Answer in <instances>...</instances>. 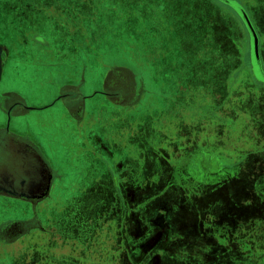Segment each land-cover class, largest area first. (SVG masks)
<instances>
[{"label":"rangeland","instance_id":"1","mask_svg":"<svg viewBox=\"0 0 264 264\" xmlns=\"http://www.w3.org/2000/svg\"><path fill=\"white\" fill-rule=\"evenodd\" d=\"M5 1L0 0V4ZM7 1L21 3V0ZM117 1L120 2L118 8L108 5ZM125 1L48 2L52 8L59 2L64 8L67 6L68 13L78 14L74 25H80L71 31H5L11 26L0 25V43L14 45L16 41L17 45L18 41L29 38L47 44L40 58H31V48L25 57L19 51L11 53L0 81V95L17 93L30 128L53 132L57 122L65 119L62 103L85 104L86 97L103 87L105 96L97 95L87 103L103 110L101 115L105 114L110 126V141L103 138L108 131L99 129L96 123L95 128L89 130V136L93 138V146L112 165L115 183L123 187L116 194L121 200L126 198L127 212H143L147 225L175 236L167 240L154 237L141 241L139 246L134 224L127 223L128 232L123 238L114 222L113 209L109 212L108 208L101 209L99 214L104 219L100 222L106 225H101L99 230L105 231H100L91 250L93 254L90 252L94 264H121L122 246L128 253L126 263H134L139 259L135 251L141 254L162 243V246L168 243L175 246L170 249L175 259L182 249L188 255L189 264H199L194 255L207 261V257L198 256L205 247L204 252L211 248L212 253L218 254L230 246V239L219 237H229L232 229L213 218L212 207L228 208L230 201H238V205L246 209L251 206V197L246 193L251 196L264 192V87L251 79L248 70L250 55L256 63L259 59L254 48L255 31L259 26L264 32V0L257 1L256 9L249 16L254 24L249 21L242 0H216L221 8L241 14L250 34V42L245 38L242 43L243 67L231 78L233 89H227L226 79L220 78L224 83L221 82L219 94L217 85L209 87L213 79L219 77H215L213 66L217 55H222L215 49L213 30L216 26L208 17L213 12L219 15L217 10L202 7L201 0H132L130 7H126L128 2ZM106 13L114 16L108 17ZM6 18L11 20V17ZM227 24L222 16L218 23L222 37L217 36V40H221L223 54H233L227 37L231 24ZM104 35L106 42H102ZM58 41L60 45L55 43ZM74 43L83 46L73 47ZM258 54L261 55L259 44ZM257 65L262 77L259 79L264 82L262 68ZM110 70H127L133 80L111 76L105 88V77ZM49 105L52 106L47 107ZM182 121L188 122L189 128ZM117 122L121 125L118 130ZM182 134L188 136L185 143L159 147L162 148L159 151L155 143H142L139 158L131 157L129 145L133 141L153 135L154 139L159 136L165 142V137L176 135L181 142ZM118 140L126 142L127 152L116 150ZM72 160L56 156L53 161L55 168L64 174L67 186L76 178L68 175ZM133 165L141 171L136 186L142 188L139 196L134 192L137 189L129 184L130 177L118 175ZM93 167L101 170L95 162ZM237 191L245 196L236 200ZM48 212L59 216L55 208ZM28 217L31 218V213L21 207L3 209L0 205V221ZM231 220L233 226L240 221L236 216ZM180 230L184 232V240Z\"/></svg>","mask_w":264,"mask_h":264},{"label":"crops","instance_id":"2","mask_svg":"<svg viewBox=\"0 0 264 264\" xmlns=\"http://www.w3.org/2000/svg\"><path fill=\"white\" fill-rule=\"evenodd\" d=\"M131 1L132 0H126L124 2H128L126 7L132 6ZM201 1H203L202 7L210 6L212 9H215L219 12V15H215L214 12V14H208V17L210 20H212L214 26H216V28L213 30L214 45L216 47L215 49H217V51L219 50V52L222 54L221 57L217 55V62L213 66L214 75L215 77L219 75L217 79H226L225 81L227 89H233L230 87L231 78L234 72L240 67H243L244 64V59L242 57V49L244 45L242 43L246 36L244 37L240 34H244L246 31L245 29L243 30L241 23L236 17L237 14L231 11V9L221 8L216 0ZM257 1L259 0H242L244 9L247 11L249 16L253 14L252 10L256 9L258 4ZM261 1L262 0H260V2ZM199 4L200 2L197 3V5ZM108 5H111V8H118L116 6H119L120 2H108ZM105 15L108 17L114 16L112 13H106ZM77 16L78 14L75 11L70 12L68 15H62L61 13L58 14V12L55 11H44V13L38 12L35 15L33 13H27L24 17L16 21V29L15 27H7L4 30L17 32H21L18 30H28L40 33L43 31H71L80 25L78 24L75 26L73 23L74 20H77ZM222 16L228 21L227 25L231 24L227 32V37L230 40L229 48L233 54H223V45L221 40H217V36L219 39L222 37L219 30L221 25L218 26V23H221ZM2 19L4 20V18ZM253 22L254 21H252V23ZM105 23L106 22L103 21V24ZM7 24L9 23L5 19L4 24L2 23L1 25ZM121 25L122 23L119 22L120 28H122ZM8 26L13 25L9 24ZM1 29L2 28H0V30ZM103 30H108V28ZM256 31L261 53H264V32L261 31L259 26L257 27ZM106 41L108 40H105L104 35L102 42ZM55 43L60 45V42ZM11 45L10 43H0V47L2 48L0 55V81L2 80L6 62L10 58L12 52L19 51L24 53L21 56L25 57L30 54L29 48H31V58L35 59L40 58L42 49L47 46L45 42H40L39 40H32L29 38L25 40L23 39L20 42L18 41L17 45L15 41L12 47ZM66 46L67 45H62V47ZM224 59L226 60L223 61ZM261 64L263 65L262 74L264 75V58L263 61L261 58ZM246 68L247 67H245V70H247ZM111 76H116L118 79L124 78L130 82L133 80V77L127 70H118L116 72H114V70H110L105 77V88L106 80ZM250 77L251 79H254L251 71ZM259 77L262 78L260 72ZM217 79H213L209 87H214L217 85L218 90L216 92L219 94L222 90L221 85L223 84L221 82L223 81H221V79L216 81ZM205 81L206 80L204 79L203 84L206 83ZM103 91L104 88L102 87L100 90L96 91L94 95L86 97V103L81 105L82 110H79L80 107H75L69 110V108L65 107V102L62 103V113L65 114V119H60V121L57 122L58 124L54 127L53 132H40V127H38V130L36 131L30 128L27 117L24 116L25 114L23 113L24 104L21 102V100H18V98L21 97L17 93L7 92L0 95V176H3L5 183H7L5 185L4 183H0V205L1 208L3 207V209L18 206L24 209L26 212L31 213V218H29V216L25 220L14 221L7 218L0 221V264H94L92 259L93 253L91 250H87L86 245L79 244L78 232H74L70 228L71 232L64 234L62 231L58 230V225H61L58 223H61L60 219L62 215L59 214V216H54L50 214V212H46V208L49 210H51L52 207L56 208L55 197L57 192L69 193L64 208L69 209L70 225L72 223L71 220L78 224L74 215L78 209L87 208V204L89 203L90 199H92V196H88L89 193L94 191L108 192L112 190V165H108L105 162V158L100 154V152H98L95 146H93V138L89 136V130L95 128L96 124H98V128L103 129V131H109L110 129L109 123H107L104 118L105 114L102 115V118L99 117L101 114L99 112L98 106H88L87 103L88 99L90 100L97 95L105 96ZM106 96L108 97L109 95ZM63 97H60V99ZM263 105L262 108H264ZM51 106L52 105H49L47 107ZM25 109L28 110L30 108L26 107ZM32 110H36V108H32ZM76 112L77 115H73ZM25 122H27L26 125H24ZM182 124H184L185 127L189 125L186 121H182ZM120 126V123L117 122L115 128L118 130ZM152 136L150 137L148 135L142 138V140L139 139L137 141H133V143L129 145L132 159L139 158V154L141 152L140 145L142 143H155L157 144L159 151L162 149L159 147L166 145L174 146L179 143H185V139L188 137L187 135L182 134V141L180 142L179 137L176 135H171L170 137H165L166 140L164 142L159 136H156L155 139L154 136ZM98 142H101V140L99 139ZM186 144H189L188 140L186 141ZM126 146V142L123 140H118L117 144L115 145L116 150L120 153L121 151L127 152ZM28 149L38 154L41 153L44 160L46 157L52 162L55 160L56 156H61V158L64 156V158L73 159L68 171V175H73L76 178H74V181H72L67 186L65 184L66 178L63 176L64 174L60 173L54 166L57 171H53L54 179H51L50 183L48 184L46 182L44 184L39 182L36 184V186H33L30 189L26 186L27 183L24 180L18 182L19 177L23 176V172L19 170L22 169L23 166H21V163L18 161L24 159V157L26 158L23 151L29 152ZM94 162L97 165H100L101 170L93 167ZM139 171L140 170L135 168L134 165L123 170L124 176L130 177L129 184L132 186L131 188L138 186V177L141 175V171ZM14 176H16L15 179ZM42 191L52 193V195H49L47 198L44 195L43 200L41 201L42 203L31 202V198L35 200L42 197H38V195L36 197H30L28 194H24V192L38 193ZM176 191L178 190L176 189ZM249 191L250 189L247 190V192ZM81 192L85 194H81L80 200H78V193ZM238 192L239 191H237L236 200L240 198L242 199L245 195H247L248 197H251V206L244 209L238 205V201H230L228 208L226 206L220 208H217L216 206L212 207L213 218L229 225L230 230L232 229L230 234H228L229 237H224L223 235L219 237L230 239V246L228 250L225 249L224 252L215 254L212 253L211 248H207V250L204 252L206 249L205 247V249H203L198 256H203V258L207 257V261L204 259L201 260L200 258L196 257V255H194V258L198 260L199 264H264V192L258 195L253 194L251 196L247 193L245 195H239ZM74 193H77V195ZM52 196H54V199ZM235 216L239 217L240 221L235 226H233L231 218H234ZM34 222H38L41 227H43V229L41 231H35V229H33ZM31 226L32 229L29 231ZM56 226H58V228H56ZM24 229H26V231ZM157 234H160L158 235L160 237H162V234V238L170 239L167 232H158ZM189 235L193 236L192 234ZM169 245V243L165 245V251L169 248ZM90 252L92 253L91 255ZM169 253L167 254L163 252L161 254V256L165 259V261H163L161 264L190 263L189 260H187L188 257L186 256L188 255L185 252H178L176 259V256H171ZM160 259L162 260L161 257ZM160 259L159 257H157L155 261L152 259L154 262L150 264H159ZM208 261H210V263ZM142 264H147V261L143 262Z\"/></svg>","mask_w":264,"mask_h":264},{"label":"flooded vegetation","instance_id":"3","mask_svg":"<svg viewBox=\"0 0 264 264\" xmlns=\"http://www.w3.org/2000/svg\"><path fill=\"white\" fill-rule=\"evenodd\" d=\"M233 12L237 14L236 17L238 18L242 27L246 31V33H244L246 36V42L247 43H248V41L250 42V34L246 28L247 24L245 23L244 19L241 18V14H238L235 10H233ZM247 16H248V19L250 20L248 14H247ZM241 21H243V22H241ZM255 32L257 33V31H255ZM244 34L241 33L240 35L244 36ZM261 58L263 61L264 53H261V55L259 56V59H258V63L260 65V67L262 68L263 65L261 64ZM256 65L257 64L255 62V59L251 54L250 58H249V67L248 68L251 71L253 78H254V80H256L258 85L264 86V82H261V80L259 79L260 78L259 77V70H260L259 66L257 68ZM262 71H263V68H262ZM107 98H108V100H110V102H114L113 99H111V98L109 99V97H107ZM64 105H65V107L69 108V110L73 109L75 107H80L79 110H82L81 105L68 103V101H65ZM99 112H100V114H102V109H100ZM73 115H77V112L74 113ZM99 117L101 118L102 115H100ZM105 131H108V130H105ZM108 133H109V131L103 135V138L105 140L110 141V137H109ZM24 150H27V149H24ZM28 151L29 152L23 151L26 158L24 157V159H21L20 161H18L19 163H21V166H23L22 169H19L23 172V176L19 177L18 182L21 180H24L27 183L26 186L30 189L33 186H36V184H38L39 182L40 183L42 182L43 184L45 182L47 184L50 183L51 179H54L53 171H57L54 168L53 162L48 160L46 157L44 160V158H42L41 153L38 154V153H36L30 149H28ZM105 162L108 165H110L107 160H105ZM111 171H112V169H111ZM118 175H120L121 178L125 177L123 173L122 174L118 173ZM15 178H16V176H14V179ZM10 182H11V180H10ZM111 182H112V190L111 191H108V192L94 191L92 193H89L88 196H90V197L92 196V199H90L89 203L87 204V208L78 209V211L74 215V217H76L75 220H77L78 224H76L72 220H71V222H72L71 225L69 223V220H70L69 209L64 208V206L66 204V199L68 198V194L65 192H57L56 197H55V200H56L55 201V204H56L55 210L60 215H62V217L60 216L61 217V219H60L61 223H58L61 225H58L59 228H58V226H56V228H58V230L62 231L64 234L67 232L70 233L71 230L74 232L77 231L78 232V238H79V244L86 245L87 250H93L94 243H95L94 241L99 238L98 235L100 234V231H102L99 229H100V227H102L101 226L102 224H103V226L105 224L104 222H100V220L104 219V216L100 215L101 214L100 211H101V209L104 210V209L108 208L107 212H109V210L113 209L112 210L113 213H116V216L114 218L115 219L114 222L118 226L119 230L121 229V234H123V238H125V235L128 232L127 231L128 227H126L127 223L131 222V224H134L133 228H134V234H136L135 238L140 240V242L138 244L139 246L141 244V241L151 239L154 237H158V239H164L165 240L166 238H162L163 237L162 234H161L162 237L158 236L160 234L155 235V233H158L159 231L156 228L147 225V223L143 220V218H145V213L140 212V211L137 212L136 210L133 213L126 211V209H125L126 208V198L121 200L120 195L116 194V192L120 191L123 187L120 186V188H119V185L115 183L113 171H112V175H111ZM0 183H4V185L7 184V183H5V179L3 178V176H0ZM136 189H137V191L134 190L135 195L139 196V193H140L139 190H142V188L139 187ZM30 191H32V190H30ZM136 193H138V194H136ZM24 194L25 195L28 194L30 197H34V196L36 197L37 195H38V197L39 196L42 197L40 199H35V200L31 198V202H35V203L36 202L42 203L41 201L43 200L44 195L46 196V198L49 195H52V193L44 192V191L38 192V193H36V192H30V193L24 192ZM74 194L77 195V193H74ZM81 194L83 195L85 193H83V192L78 193V197H79L78 200H80ZM52 197L54 199V196H52ZM82 203H84V202H82ZM46 209H47L46 212H48L49 209L48 208H46ZM51 209H54V207H52ZM70 228H71V230H70ZM26 229H24V230L26 231ZM31 229H32V226L30 227L29 231ZM33 229H35V231H41L43 229V227H41V225L38 222H34ZM201 230L203 231V227ZM103 231H105V230L103 229ZM180 231L182 232V230H180ZM161 232H163V231H161ZM168 234H169V237L175 236V235L172 236L171 232H169ZM182 234H183V232H182ZM184 238H185V235L183 234L182 240H184ZM162 244L160 246L158 245L157 247H151L150 249H147L146 252L144 251L141 254H139L138 251H135V255L138 256L139 259H138V261L135 260L134 263H130V264H142L145 261H147V264H150V263H153L157 257H159V259H160V257L162 258V260L161 259L159 260V264L163 263V261H165V259H164V257L161 256V254L163 252L168 254L170 252V249H173L175 246L169 245L168 246L169 248L165 251V248H164L165 244H164V246H162ZM135 248L136 247H134L133 249H135ZM179 249H181V248H179ZM122 250H123V255L121 258V264L122 263L127 264L125 259H127L128 255H126L127 252H126V249L123 248V246H122ZM181 251H182V249L179 250L178 252H181ZM169 254L171 256L173 255L171 253H169ZM152 259H154V261Z\"/></svg>","mask_w":264,"mask_h":264},{"label":"trees","instance_id":"4","mask_svg":"<svg viewBox=\"0 0 264 264\" xmlns=\"http://www.w3.org/2000/svg\"><path fill=\"white\" fill-rule=\"evenodd\" d=\"M4 1V0H3ZM54 0H21L20 4H17L16 2H13L11 4V1H5V3L0 4V25L5 22V19L10 25H13L11 27H15L16 21H18L20 18L24 17L27 13H33L34 15L38 12H49V11H55L58 12V14L62 15H68L67 12L68 8H64L59 2L56 4V8H52L48 5V2H53ZM7 6L6 8H4ZM58 6V7H57ZM6 17H11V20H8ZM4 18V20L2 19ZM64 22V21H63ZM75 20L73 21V23ZM18 26V25H17ZM16 29V27H15ZM60 42V41H58ZM64 44V43H63ZM82 43H79V45H76L75 43L73 46H79L82 47Z\"/></svg>","mask_w":264,"mask_h":264},{"label":"water","instance_id":"5","mask_svg":"<svg viewBox=\"0 0 264 264\" xmlns=\"http://www.w3.org/2000/svg\"><path fill=\"white\" fill-rule=\"evenodd\" d=\"M245 21V20H244ZM250 21V20H249ZM246 23V21H245ZM247 24V23H246ZM255 41H256V44L254 46V48H256V58L258 59L259 58V54H258V38H257V34L255 33ZM1 52H2V48L0 47V55H1ZM258 63V62H257ZM256 63V64H257ZM258 66V65H257ZM0 72H1V69H0Z\"/></svg>","mask_w":264,"mask_h":264}]
</instances>
